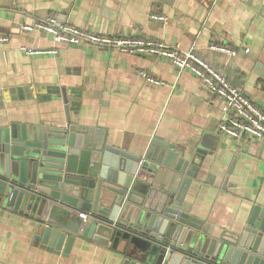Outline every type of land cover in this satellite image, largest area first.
I'll list each match as a JSON object with an SVG mask.
<instances>
[{"label": "crops", "instance_id": "0c3cea01", "mask_svg": "<svg viewBox=\"0 0 264 264\" xmlns=\"http://www.w3.org/2000/svg\"><path fill=\"white\" fill-rule=\"evenodd\" d=\"M0 12V36L9 39L0 43V127L94 128L106 145L136 156L156 140L191 154L202 148L208 155L186 197L191 215L220 237L242 233L253 209L264 210V140L223 135L221 103L191 70L179 73L158 55L57 45L50 34L23 30L55 18L96 35L194 50L264 112V0H0ZM23 48L58 53L30 57ZM65 211L0 212V264H122L123 246L88 239L91 218L82 237L72 229L81 211ZM42 224L76 238L68 254L42 245Z\"/></svg>", "mask_w": 264, "mask_h": 264}, {"label": "water", "instance_id": "95a60500", "mask_svg": "<svg viewBox=\"0 0 264 264\" xmlns=\"http://www.w3.org/2000/svg\"><path fill=\"white\" fill-rule=\"evenodd\" d=\"M207 155L156 140L136 156L106 145L94 128L72 125L0 127V212H86L94 220L88 239L103 235L123 246L122 264H264L262 208L253 209L242 233L220 237L191 215L187 193ZM78 223L72 229L83 237L87 223ZM40 229L45 248L70 252L74 236Z\"/></svg>", "mask_w": 264, "mask_h": 264}, {"label": "built area", "instance_id": "2783aa9c", "mask_svg": "<svg viewBox=\"0 0 264 264\" xmlns=\"http://www.w3.org/2000/svg\"><path fill=\"white\" fill-rule=\"evenodd\" d=\"M152 19L155 21H166L167 17L163 14H156ZM23 30L27 33L41 32L50 34L57 45H93L98 48L115 49L130 55L152 54L165 57L173 63L179 73L184 70H191L195 73L206 86V89L220 101L223 115L220 123V132L223 135L234 140H239L243 137L264 140V112L245 95L242 89L232 85L224 73L203 59L194 50L178 52L156 41L96 35L69 24L58 25L55 18L24 26ZM8 40L7 37L0 36V43H5ZM210 49L228 53L232 56L237 55V52L223 46L212 45ZM23 52L33 57L56 55L58 50L57 48H23ZM147 80L153 85L162 84L161 81L152 77H147ZM79 218L85 224L91 217L86 212H80Z\"/></svg>", "mask_w": 264, "mask_h": 264}]
</instances>
